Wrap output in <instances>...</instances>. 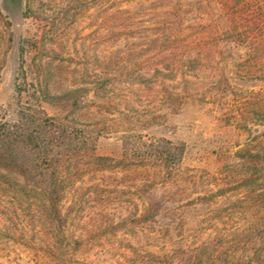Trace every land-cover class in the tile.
<instances>
[{
	"label": "rangeland",
	"instance_id": "obj_1",
	"mask_svg": "<svg viewBox=\"0 0 264 264\" xmlns=\"http://www.w3.org/2000/svg\"><path fill=\"white\" fill-rule=\"evenodd\" d=\"M175 13L0 0V120L47 115L68 136L28 146L29 175L0 166V264H264V81L232 75L246 50L198 43Z\"/></svg>",
	"mask_w": 264,
	"mask_h": 264
},
{
	"label": "trees",
	"instance_id": "obj_2",
	"mask_svg": "<svg viewBox=\"0 0 264 264\" xmlns=\"http://www.w3.org/2000/svg\"><path fill=\"white\" fill-rule=\"evenodd\" d=\"M175 6L172 21L175 28L190 29L193 39L198 43L206 42L207 47L224 45L245 49L244 66L232 75H238L244 82L252 78L264 81V0H175ZM222 78L229 82L232 77L223 71ZM47 118L45 115L44 119ZM44 119L36 121L34 114L27 113L16 121L0 120V166L29 175L31 161L26 156L28 146L33 145L44 152L49 149L54 151L59 140L68 137L64 128H47ZM183 151L184 144H181L175 151L167 149V156L160 154L157 159L171 170L180 162ZM257 155L256 165L261 167L264 160L259 153ZM50 178L55 179L54 175ZM48 196L50 210L60 220L62 191L55 180L51 183ZM159 208L160 205L155 204L148 217H154Z\"/></svg>",
	"mask_w": 264,
	"mask_h": 264
}]
</instances>
